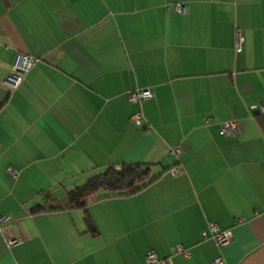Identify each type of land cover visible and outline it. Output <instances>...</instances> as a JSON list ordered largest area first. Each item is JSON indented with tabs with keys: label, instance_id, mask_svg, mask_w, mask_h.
Segmentation results:
<instances>
[{
	"label": "crops",
	"instance_id": "obj_1",
	"mask_svg": "<svg viewBox=\"0 0 264 264\" xmlns=\"http://www.w3.org/2000/svg\"><path fill=\"white\" fill-rule=\"evenodd\" d=\"M135 88L152 95L130 103ZM257 102L264 0H0V264H146L147 250L172 264H264ZM229 119L237 129L220 134ZM123 162L154 178L71 207V189ZM209 223L230 239L202 238Z\"/></svg>",
	"mask_w": 264,
	"mask_h": 264
},
{
	"label": "built area",
	"instance_id": "obj_2",
	"mask_svg": "<svg viewBox=\"0 0 264 264\" xmlns=\"http://www.w3.org/2000/svg\"><path fill=\"white\" fill-rule=\"evenodd\" d=\"M174 9L180 10L181 4L176 2L173 4ZM243 42V36L240 34L239 30L236 29L234 33V50L239 51L241 49V45ZM29 64H27L28 66ZM13 73L9 75L6 79H4V83L9 88H15L17 84L22 80L23 74L21 73L23 71V68H18L17 66H13ZM152 95V92L148 88H135L133 90H129L126 92V99L128 102H136L138 100H141L143 98L150 97ZM250 107L255 108V110L259 113H264V104L261 102H257L254 104H251ZM140 111H135L130 115V119L134 124L140 123ZM237 129L236 120L235 119H229L223 121L218 129V132L220 134H226V133H233ZM179 151L178 146L174 145L167 149L168 154H176ZM7 171L11 176H15L16 172L13 170V168L9 167L7 168ZM171 174H176L177 172L181 171V166L176 165L173 166L170 170ZM3 217V216H2ZM239 220V218H238ZM202 238H209L212 239L215 244L221 245L226 243L230 237V231L228 229H219L216 224L209 223L206 228L201 232ZM17 238L14 236H8L5 238V241L7 244H11L15 242ZM169 250L172 253H180L183 256L187 257L190 255V250L188 248L183 247L179 243H174L169 246ZM144 261L146 264H172L171 260L168 257L165 258H159L154 251L147 250L144 253ZM213 264H224L223 258L221 255L216 256L212 260Z\"/></svg>",
	"mask_w": 264,
	"mask_h": 264
},
{
	"label": "trees",
	"instance_id": "obj_3",
	"mask_svg": "<svg viewBox=\"0 0 264 264\" xmlns=\"http://www.w3.org/2000/svg\"><path fill=\"white\" fill-rule=\"evenodd\" d=\"M264 132V113L256 111L253 115ZM154 177L150 175L147 164L123 162L119 164L108 163L103 171L88 177L81 185L68 192L71 207H84V198L99 187L113 192H134L150 182Z\"/></svg>",
	"mask_w": 264,
	"mask_h": 264
},
{
	"label": "water",
	"instance_id": "obj_4",
	"mask_svg": "<svg viewBox=\"0 0 264 264\" xmlns=\"http://www.w3.org/2000/svg\"><path fill=\"white\" fill-rule=\"evenodd\" d=\"M67 201H68L67 196H64L63 198H59L58 200H56L55 204H61Z\"/></svg>",
	"mask_w": 264,
	"mask_h": 264
}]
</instances>
